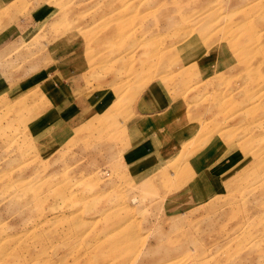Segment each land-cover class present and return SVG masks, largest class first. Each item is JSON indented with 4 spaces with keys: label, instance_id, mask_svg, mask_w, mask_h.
Wrapping results in <instances>:
<instances>
[{
    "label": "rangeland",
    "instance_id": "1",
    "mask_svg": "<svg viewBox=\"0 0 264 264\" xmlns=\"http://www.w3.org/2000/svg\"><path fill=\"white\" fill-rule=\"evenodd\" d=\"M1 39L0 264H264V0H0Z\"/></svg>",
    "mask_w": 264,
    "mask_h": 264
},
{
    "label": "crops",
    "instance_id": "2",
    "mask_svg": "<svg viewBox=\"0 0 264 264\" xmlns=\"http://www.w3.org/2000/svg\"><path fill=\"white\" fill-rule=\"evenodd\" d=\"M9 33L10 32H8V34ZM0 41H2V39ZM4 92H5V87L3 86V84H0V97L3 95ZM177 139L181 141L182 137L178 135ZM178 145L181 146V144H177L176 146L172 148H177ZM206 146L204 145V148L199 150V152H197L196 154L194 153L189 158L185 159L186 160L185 171L187 170V174L185 177L187 179H192L193 177L196 176L195 186H192V184L191 183L189 184V182L187 181H186V186H185L188 190L185 192L186 200L191 204L192 203L197 204L200 198H204V197L207 198V196L215 192L214 191L215 189L213 188L214 176L212 174H216L217 172L209 171L208 164H210V162L215 161L219 158L221 149L211 150L209 148L206 151L204 150ZM172 148H170L167 153H164V155L167 156L168 158L167 160H169L171 156L173 155L172 153H170V151H172ZM173 156H176V154H174ZM158 157L162 158L160 155V151L158 152Z\"/></svg>",
    "mask_w": 264,
    "mask_h": 264
}]
</instances>
